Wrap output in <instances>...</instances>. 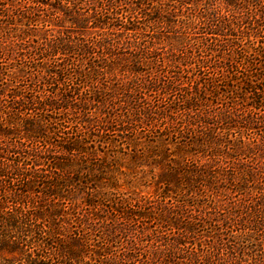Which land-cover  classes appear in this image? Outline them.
<instances>
[{"label": "trees", "instance_id": "16d2710c", "mask_svg": "<svg viewBox=\"0 0 264 264\" xmlns=\"http://www.w3.org/2000/svg\"><path fill=\"white\" fill-rule=\"evenodd\" d=\"M0 31L48 65L0 66V264H264V0H0Z\"/></svg>", "mask_w": 264, "mask_h": 264}, {"label": "rangeland", "instance_id": "374dc122", "mask_svg": "<svg viewBox=\"0 0 264 264\" xmlns=\"http://www.w3.org/2000/svg\"><path fill=\"white\" fill-rule=\"evenodd\" d=\"M200 10L203 11L202 9H200ZM191 13H195V10H192ZM202 26L203 25H201L200 22H197L196 25H194L192 27L194 29H192V28L186 29L183 33H181V37L186 38L187 42H189L190 45L198 43L197 38H198V36H200L199 33L202 32V28H201ZM156 30H158V33L155 32L156 37L160 36L165 40L167 39L165 34L163 32H161L162 30H160V31H159V29H156ZM110 37L113 39L119 38V36H116V35H111ZM122 41H125V40H122ZM20 42L21 41H17V40H14L13 38H9L8 36L5 35L4 32L0 31V66H3L4 68H7L8 70L13 69L16 71V73H18V69H16V68H20V69L23 68V70H25V72H28V74L25 73V76H28L27 80H29L31 77L36 76V75H35V72H32V73L29 72V70L27 69L28 66H33V67L36 66L39 68V67H48V65L42 66V60H41L42 56L35 54L33 49H29L26 52V56H24L23 60H22L21 54H20V53H22V51L19 49L20 46H17ZM24 60L27 62L22 63ZM18 75H19V73H18ZM144 129L147 130V128H145V127H144ZM139 130H142V128ZM123 164H132L133 165V163L130 161L129 158L124 159ZM138 178H139V176H138ZM147 181L149 183L152 180L149 177H147ZM123 187L125 188V186H123ZM153 188H154L153 184L149 185L148 187H145V186L133 183V187L128 189V190H130V191H132V190L141 191L142 193L146 194V193H152L154 191ZM119 248H121V246Z\"/></svg>", "mask_w": 264, "mask_h": 264}]
</instances>
